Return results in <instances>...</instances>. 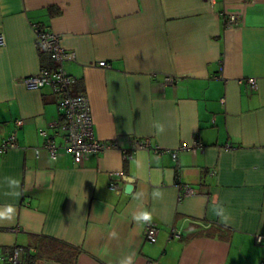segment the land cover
Instances as JSON below:
<instances>
[{
    "label": "crops",
    "instance_id": "obj_1",
    "mask_svg": "<svg viewBox=\"0 0 264 264\" xmlns=\"http://www.w3.org/2000/svg\"><path fill=\"white\" fill-rule=\"evenodd\" d=\"M36 26L74 53L63 67L97 138L202 149L141 148L130 160L107 149L76 163L60 147L50 158L38 130L61 118L57 96L19 82L51 64ZM0 31V141L22 119L18 147L0 155V248L22 246L34 264H64L46 255L50 239L79 249L75 264L264 262V0H0ZM179 184L194 193L180 198Z\"/></svg>",
    "mask_w": 264,
    "mask_h": 264
},
{
    "label": "built area",
    "instance_id": "obj_2",
    "mask_svg": "<svg viewBox=\"0 0 264 264\" xmlns=\"http://www.w3.org/2000/svg\"><path fill=\"white\" fill-rule=\"evenodd\" d=\"M226 23L235 25L238 22V16L234 13L227 14ZM36 43L43 49L51 59V66L41 67L36 74H31L23 77L19 82L27 89H40L44 86H50L54 94L57 96L58 103L61 108V118L53 123L51 127L53 132L49 134L45 129H39L38 133L43 137L42 146L48 151L50 158L55 159L58 154V149H65L76 163H81L92 154L103 152L107 149H121L122 158L130 160L136 149H152L157 153L170 152L173 158L177 157L179 150H191L196 152L202 149L198 140H194L191 144H181L176 149H161L156 145H152L148 138H133L131 148H121L119 142L115 139L101 140L94 134L93 118L89 98L85 93H76L73 91L76 78L69 74L63 67V62L74 57L73 52H69L63 48L60 42V36L48 29L35 27ZM6 45L5 34L0 31V46ZM100 66L108 64L101 60L98 62ZM252 89H256V79L245 78L244 80ZM166 83H174L175 79L167 77ZM224 99L221 98V101ZM22 125V119L14 121L12 132L5 139L0 141V155L8 149L17 148L16 132ZM61 137L62 143L55 141L56 137ZM36 154L38 148H35ZM214 173V172H212ZM112 181L109 188L118 190L120 188L119 180L124 177L123 170H118L112 173ZM179 197L189 196L194 193V190L186 184H179ZM144 221V237L145 240L153 243L157 239L158 227L143 218ZM18 228L11 229L12 231ZM177 237L181 235L179 231L174 233ZM256 242L260 243L264 238L256 236ZM0 264H34V260L29 257L26 250L22 246H12L9 248H0ZM147 264H159L155 260H148ZM260 264H264L261 262Z\"/></svg>",
    "mask_w": 264,
    "mask_h": 264
},
{
    "label": "trees",
    "instance_id": "obj_3",
    "mask_svg": "<svg viewBox=\"0 0 264 264\" xmlns=\"http://www.w3.org/2000/svg\"><path fill=\"white\" fill-rule=\"evenodd\" d=\"M39 52H40L41 62H44L46 58L48 61L50 60L49 62H51V59L49 58L48 54L43 49H41ZM42 67H49L48 63L42 64ZM50 242L53 245L52 247L50 246L49 247L50 249L48 248V250L45 252L48 257H50L54 261L62 262L64 264H75L76 257L80 252L79 249L69 244H66L65 242L54 239H50ZM30 257L33 258L31 255Z\"/></svg>",
    "mask_w": 264,
    "mask_h": 264
},
{
    "label": "water",
    "instance_id": "obj_4",
    "mask_svg": "<svg viewBox=\"0 0 264 264\" xmlns=\"http://www.w3.org/2000/svg\"><path fill=\"white\" fill-rule=\"evenodd\" d=\"M128 182H131L130 178H125ZM128 188H130L129 186H126L125 189L127 190Z\"/></svg>",
    "mask_w": 264,
    "mask_h": 264
},
{
    "label": "clouds",
    "instance_id": "obj_5",
    "mask_svg": "<svg viewBox=\"0 0 264 264\" xmlns=\"http://www.w3.org/2000/svg\"><path fill=\"white\" fill-rule=\"evenodd\" d=\"M145 219H148V217H147V216H145Z\"/></svg>",
    "mask_w": 264,
    "mask_h": 264
}]
</instances>
